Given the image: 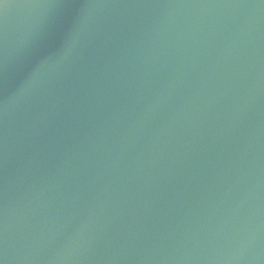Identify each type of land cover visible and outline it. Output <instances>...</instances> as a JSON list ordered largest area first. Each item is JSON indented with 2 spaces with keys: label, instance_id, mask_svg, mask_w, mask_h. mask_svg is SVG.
I'll use <instances>...</instances> for the list:
<instances>
[{
  "label": "water",
  "instance_id": "1",
  "mask_svg": "<svg viewBox=\"0 0 264 264\" xmlns=\"http://www.w3.org/2000/svg\"><path fill=\"white\" fill-rule=\"evenodd\" d=\"M0 264H264V0H0Z\"/></svg>",
  "mask_w": 264,
  "mask_h": 264
}]
</instances>
